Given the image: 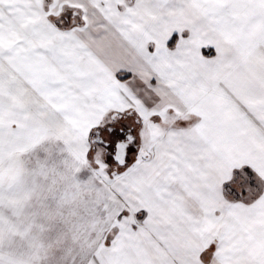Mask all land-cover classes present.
Returning <instances> with one entry per match:
<instances>
[{"label": "snow or ice", "instance_id": "1", "mask_svg": "<svg viewBox=\"0 0 264 264\" xmlns=\"http://www.w3.org/2000/svg\"><path fill=\"white\" fill-rule=\"evenodd\" d=\"M0 264H264V0H0Z\"/></svg>", "mask_w": 264, "mask_h": 264}]
</instances>
